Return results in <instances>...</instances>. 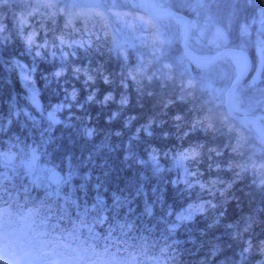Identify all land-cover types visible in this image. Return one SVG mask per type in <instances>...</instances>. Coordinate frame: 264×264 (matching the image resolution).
I'll use <instances>...</instances> for the list:
<instances>
[{"label": "trees", "instance_id": "obj_1", "mask_svg": "<svg viewBox=\"0 0 264 264\" xmlns=\"http://www.w3.org/2000/svg\"><path fill=\"white\" fill-rule=\"evenodd\" d=\"M139 1L9 0L0 5V23L5 25L0 34V152L12 149L14 154L22 147L29 153L34 148L38 164L54 166L60 178L68 177V171L72 179L55 188L41 178L33 182L21 163L2 168L0 207L17 215L25 212L41 224L54 221L66 231L90 225L102 261L117 257L123 264L152 259L162 264H264L258 250L264 241V145L248 124L240 127L226 114L214 90L215 82L227 86L241 64L229 54L207 67L190 64L181 36L165 40V34L181 33V20L154 19ZM160 2L149 0V5ZM162 3L164 10L182 12L196 26L187 42L196 55L209 56L222 46L248 53L250 67L233 90V103L264 124V53L257 47L264 40V3L207 0L203 9L195 0ZM28 12L33 15L25 34L37 31V43L47 45L32 47L30 51L40 52L35 58L27 57L29 49L16 25V17ZM115 18L138 19L139 28L143 22L144 39L137 38L136 44L117 37ZM89 43L95 49L81 53L79 48ZM13 61L35 69L27 87ZM219 66L224 70L218 71ZM84 70L93 77L87 83ZM189 81L195 87L182 88ZM33 86L36 94L28 99ZM108 94L112 99L105 103ZM122 98L126 104L120 103ZM52 110L58 112L56 122L47 116ZM227 116L232 122L223 132ZM197 121L204 126L193 128ZM209 123L213 127L205 130ZM238 134L240 141L235 139ZM190 147H197L200 155L190 160L187 180L174 157ZM153 155L167 164L156 168ZM57 191L59 196L49 195ZM189 202L204 204L205 210L166 229L168 216L175 222L176 213ZM235 233L240 236L234 238ZM249 241L252 251L242 257Z\"/></svg>", "mask_w": 264, "mask_h": 264}, {"label": "snow or ice", "instance_id": "obj_2", "mask_svg": "<svg viewBox=\"0 0 264 264\" xmlns=\"http://www.w3.org/2000/svg\"><path fill=\"white\" fill-rule=\"evenodd\" d=\"M9 2V0H0V5H5ZM247 3L251 4L253 3V0H246ZM257 3H264V0H256ZM196 5L203 9L205 4L207 3V0H195ZM155 10H157V14L160 17H165L168 15V13L163 9V3L162 0L160 3H153L151 5ZM33 15V12H28L26 15L21 13L16 17V25L19 29V36L20 38L23 40V42L25 43V45L27 46V48L29 50L32 49L33 46H35L37 49L42 48V47H46V43L45 44H38L37 43V36H38V32L37 31H31L28 32L27 34H25V29L29 26V17H31ZM262 15H264V10H262ZM177 23H180L179 20H177ZM185 30H192L195 29V25L194 24H190L185 22L184 24ZM5 31V25L3 23H0V34H2ZM242 32H246V28L242 29ZM218 35H222V34H218ZM0 39H2V37H0ZM61 44L64 43V41L61 39L60 41ZM71 46V45H69ZM257 47L258 50L261 53H264V40H259L257 42ZM36 55L39 56L40 52L37 51ZM13 66L15 68H18L20 70V78L22 80V82H24L25 86H28V83L31 81V72L34 71L35 69H28L26 66L20 64L19 62L13 61ZM165 68H168V65L164 66ZM76 72H80L81 69L77 68L75 70ZM85 74L87 75V70H84ZM55 75L57 77H59L61 75L60 71H57L55 73ZM131 75V74H130ZM93 77L91 75H87V80L85 81V83H87V81L92 80ZM133 79H135V77H133ZM148 79H151V77H148ZM105 82H107V78L105 77ZM195 87V85H193V83L191 81H189L187 84L182 85V88L184 89H190ZM76 97V93L75 91H73L72 93V98L75 99ZM94 98L93 95H90L87 97V99L89 101H92ZM112 96L111 94H108L104 97V102L106 103L107 101L111 100ZM121 104H126L127 100L126 98H122L120 101ZM259 105V102H258ZM56 110H59V108H57ZM116 114L113 113V116H115ZM49 118L52 119L53 118V113H49ZM175 119L177 121H179L181 119L180 116H176ZM203 127L204 126V122L203 121H197L193 124V128L195 127ZM213 127V125L211 123L208 124L207 129H211ZM147 129H145L146 131ZM139 131V129H138ZM92 133L89 130L88 135L90 136ZM186 135V133H185ZM214 151V150H213ZM235 151V149H234ZM200 155L199 151L197 150V147H190L187 149H184L183 152H178L176 157H174V159L176 160L177 165L182 164L183 161L185 160H195L198 156ZM15 157L12 156L9 153H0V167H10L12 164V161ZM153 160H155V156L153 155L151 157ZM34 160L35 157H33L32 161L28 162V167L29 168H34ZM219 167V166H217ZM230 167H232V165H230ZM253 168H255V165L252 166ZM261 168H264V165L260 166ZM246 170V169H245ZM191 175H195V173H192ZM71 180V175H69L68 177H64V178H60L58 180H56V184L57 187H59L60 184H66ZM198 183V182H197ZM213 184H215L216 182L213 181ZM260 184L264 185V179L260 180ZM201 189H204L206 187V185L204 184H200L199 185ZM188 187L191 188L193 187V184L189 183ZM57 195L59 196L60 193L59 191L55 192V193H49V195ZM3 197V193L2 190H0V199H2ZM118 199V198H117ZM100 200L99 198L97 199V205H100ZM209 207H215V205H212L209 203L208 205ZM102 210V209H101ZM205 210V205L204 204H200V205H188V207L186 209L181 210L180 213H177V220L178 221H185V220H190L192 218V215L194 214V212H203ZM87 211V209H86ZM10 216V213L7 212V209L0 211V247L3 248L5 254H7V252L9 251V249H15L17 247V245H20V251L22 252V256L16 261V264H21V261H23V264H33L34 261H42L43 264H61V262L57 259H52V260H48L47 259V255L48 253L46 252H42L39 255H33L32 251H24V247H23V241L19 239V237L16 236L15 231L12 230L10 228V223L11 221L9 219H6L5 216ZM101 223L103 221H100ZM228 227H232L231 225H229ZM244 231H248V228L246 227L244 229ZM240 236V233H235L234 234V238ZM253 245L251 244V242L249 241L247 243V246L245 248H243L241 256L243 257L245 254L249 253L252 251ZM259 252L262 256H264V241L261 242L260 246H259ZM0 264H8V262L5 261H0Z\"/></svg>", "mask_w": 264, "mask_h": 264}, {"label": "rangeland", "instance_id": "obj_3", "mask_svg": "<svg viewBox=\"0 0 264 264\" xmlns=\"http://www.w3.org/2000/svg\"><path fill=\"white\" fill-rule=\"evenodd\" d=\"M148 5H149V1H148ZM152 10H155V9L153 8ZM112 21L115 22V25H117L118 31H116V34H115V35H117V37H121V38L122 37H127V40L128 41H130L132 39L136 41L137 38L144 39V37H142V36H144L143 29L147 28V26H145V24L143 22H141V25L142 26H140V28H139L140 20L136 19L135 22H133L131 20H121L119 18H115V19H112ZM182 32H183V30L179 34V31L178 30H175V31H172L170 33V35H168V36H166V34H165V37H166L165 40L168 39L170 41L171 38H168V37H180V36H182ZM191 34H192V32L190 30L189 36ZM145 37H147V36H145ZM212 37H214V36H212ZM137 43L138 42L136 41V44ZM139 44L140 45H143V42H141ZM74 45H76V44H74ZM132 45L136 46L135 44H132ZM94 47H95V45H93L92 43H89V44H86L84 47H80L79 48V51H81V53H82L83 51H86V49L93 50V49H95ZM36 52L37 51H30V50H28L26 52V55H27V57L35 58V57H37ZM230 56L233 57V58H235L238 62H240V60L237 57H234L232 55H230ZM138 62H140V60H138ZM20 64H22L24 66H27L26 64H24L22 62ZM10 66L12 67L11 62H10ZM15 69H17L16 71H18L20 73V70L18 68H15ZM211 70H213V69H211ZM223 70H224V67L223 66H219L218 71H223ZM28 84L30 85V83H28ZM215 85H214V88H215L214 90H215V93L218 95V98H219L218 100L219 101H221V100L223 101L224 91H225L226 86L224 85L223 82H221V83L219 82V84H217L215 82ZM30 87H32V85ZM29 90H30V88H29ZM14 93H16V95L18 97H20L21 91L19 89H16L14 87ZM35 94H36V90H35V87L33 86V88L29 91V94H28L27 98L28 99H29V97L33 98ZM34 101L36 102V99H34ZM234 108L236 109L235 105H234ZM49 113H53V118L51 119V121L52 122H56L57 119H58L57 118L58 117V112H54V110H52L51 112H48L47 113V116L48 117H49ZM222 119L221 120H218V123L220 124V126H221ZM229 121L232 122V120H229V118L227 116L225 118V120H224L223 125H222L223 129L221 128L223 132H224V128L228 129L231 126V123ZM240 124H242V125H240V127L243 126L245 128V126H244L245 123H240ZM248 125H249V129H253L257 133V139H259V140L261 139V141L263 142V135H262V132L260 131V129H258L254 125H250V124H248ZM223 132L218 131V133L220 134V138L221 139H224V133ZM249 132H250V134L253 133L252 130H249ZM241 138H242V135L241 134H238V136L235 139L238 140V141H240ZM12 151H13L12 149H9V150H6L4 152V153H9V154H11L12 156L15 157L13 159L12 164H11L10 167L16 168L17 165H19V163H21L22 161H24L25 162L24 169L26 170V172L32 173L35 176V178H37L39 181H40V178L43 179L44 181H48V182L53 181L52 183L51 182L50 183L55 188L57 187V184L55 183V181L58 180L61 177L62 173L60 171H58L54 166H52L50 164H47V163H43V165L38 164L39 162H38L37 157H36L37 156V153H36V150L34 148L29 149V153H27L25 150H23L22 147L20 148V150L18 151V153L15 151V153L13 154ZM33 157H35V160H34V168H29L28 167V162L29 161H32ZM167 162H168L167 160L164 161L163 159H158V160H154L153 165L156 168H158V167L162 166L164 163L167 164ZM189 162H190V160H185V161L182 162V164L177 165L176 160L174 159V163H175V165L178 166V169H179V171L181 173V177L184 178V179L186 177H188L187 180H190V178H189L190 175H189V172H188V169H190ZM72 169H73V166H72ZM66 175H70V174H68V171H67ZM71 181H72V179L69 182H71ZM142 197L144 199H147V200L150 201V198H148L146 195H143ZM189 203L191 205H195V204H193L191 202H189ZM190 204L185 205L184 207L181 208V210L186 209L188 207V205H190ZM168 217L169 218H167V221H169V223L171 225H167V226L169 227L170 230H173L174 227H175L174 225H176V224H173L174 222L172 223V221L170 220V216H168ZM175 219H176L175 222H177L178 221L177 220V216L175 217ZM188 224H189V222H188Z\"/></svg>", "mask_w": 264, "mask_h": 264}, {"label": "water", "instance_id": "obj_4", "mask_svg": "<svg viewBox=\"0 0 264 264\" xmlns=\"http://www.w3.org/2000/svg\"><path fill=\"white\" fill-rule=\"evenodd\" d=\"M141 4L143 10L155 19H164L171 16H177L178 18H181L183 22V32L180 40V46L183 54L191 64L197 67H206L209 64L213 63L214 61H216L219 57H221L224 54H230L232 56H236L235 54H240L243 56L244 62L241 69L233 76V78L229 81L227 87L225 88L224 97H223V106L226 112L229 115H231L234 119H236L238 122L254 125L258 129H260L263 135V144H264V124L255 116L237 112L232 102L233 89L236 86V84L245 76L250 66V58L247 52L239 47L223 46L218 50H216L211 55H209L208 57L199 58L198 56H195L187 46V41L190 34V30L186 31L184 27L185 22L189 23V18L187 17V15L177 10L169 9L166 11L168 13L167 16L160 17L157 14V10L150 9L148 5V0H141Z\"/></svg>", "mask_w": 264, "mask_h": 264}, {"label": "bare ground", "instance_id": "obj_5", "mask_svg": "<svg viewBox=\"0 0 264 264\" xmlns=\"http://www.w3.org/2000/svg\"><path fill=\"white\" fill-rule=\"evenodd\" d=\"M235 55L241 60L242 63L244 62V58L242 55L240 54H235Z\"/></svg>", "mask_w": 264, "mask_h": 264}]
</instances>
